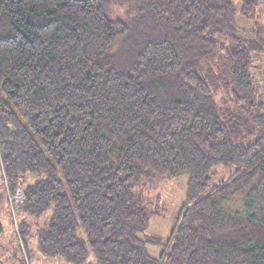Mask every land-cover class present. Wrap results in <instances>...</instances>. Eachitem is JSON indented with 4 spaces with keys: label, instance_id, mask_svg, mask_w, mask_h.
I'll use <instances>...</instances> for the list:
<instances>
[{
    "label": "trees",
    "instance_id": "16d2710c",
    "mask_svg": "<svg viewBox=\"0 0 264 264\" xmlns=\"http://www.w3.org/2000/svg\"><path fill=\"white\" fill-rule=\"evenodd\" d=\"M261 3L0 0V164L6 199L24 195L26 249L34 237L66 264H264V27L238 23ZM218 167L230 175L214 186ZM183 175L170 248L153 257L144 194ZM245 193V215L223 213Z\"/></svg>",
    "mask_w": 264,
    "mask_h": 264
},
{
    "label": "rangeland",
    "instance_id": "374dc122",
    "mask_svg": "<svg viewBox=\"0 0 264 264\" xmlns=\"http://www.w3.org/2000/svg\"><path fill=\"white\" fill-rule=\"evenodd\" d=\"M255 21L259 23L258 28L264 27V0H262L261 6L256 12L255 18L253 17L249 21L238 16L240 27H244L246 30L256 27ZM252 76L257 89L260 91L258 93V102L264 104V54L256 56ZM228 96V93L222 91L215 93V99L220 109L225 110L226 107H231L228 102ZM229 175L230 172L228 170L218 167L216 174L213 176L212 185L220 184ZM2 176V166L0 164V217L4 226V234L0 236V264H66L62 260L44 257L38 251L34 237L30 238L29 251L23 245V241L20 239V226L22 219L25 218V216L22 218L20 211L22 203L11 201L17 196V193L14 196H10V198L8 197V200L6 199ZM187 184V175L171 180H155L154 184L144 194L154 204V209L158 212V215L151 221L148 230L141 234V239L147 242L148 251L153 257L159 258L170 248L178 216L186 202ZM21 191L18 189V192ZM246 199L247 193L224 204L222 206L223 213L226 215L237 213L245 215ZM43 220L45 218L40 220L41 225ZM32 229L33 227H31Z\"/></svg>",
    "mask_w": 264,
    "mask_h": 264
},
{
    "label": "built area",
    "instance_id": "2783aa9c",
    "mask_svg": "<svg viewBox=\"0 0 264 264\" xmlns=\"http://www.w3.org/2000/svg\"><path fill=\"white\" fill-rule=\"evenodd\" d=\"M23 200H24V195H23V192H18L17 191V196L14 198V199H11L12 202H21L23 203Z\"/></svg>",
    "mask_w": 264,
    "mask_h": 264
}]
</instances>
